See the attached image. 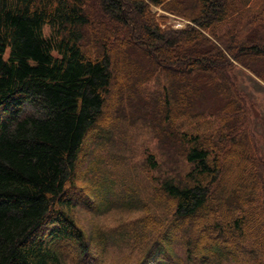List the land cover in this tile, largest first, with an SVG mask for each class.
I'll use <instances>...</instances> for the list:
<instances>
[{
    "label": "trees",
    "instance_id": "trees-1",
    "mask_svg": "<svg viewBox=\"0 0 264 264\" xmlns=\"http://www.w3.org/2000/svg\"><path fill=\"white\" fill-rule=\"evenodd\" d=\"M262 1L0 0V264H65L68 246L86 262L98 260L92 247L104 239L88 236L74 210L85 203L102 211L108 192L95 185L89 198L73 193L116 56L143 70L130 53L152 59L169 79L157 110L187 168L156 189L170 216L144 250L145 264H264V154L250 137L251 114L229 60L264 82L254 66L264 59V8L253 10ZM151 6L193 26L164 32ZM260 26L261 35L241 38ZM204 85L225 101L215 115L187 109ZM182 118L190 133L176 131ZM147 162L155 167L152 156ZM201 220L209 230L196 234Z\"/></svg>",
    "mask_w": 264,
    "mask_h": 264
},
{
    "label": "rangeland",
    "instance_id": "rangeland-1",
    "mask_svg": "<svg viewBox=\"0 0 264 264\" xmlns=\"http://www.w3.org/2000/svg\"><path fill=\"white\" fill-rule=\"evenodd\" d=\"M262 8L264 1L253 10L259 12ZM150 11L154 24L164 32L193 26L190 21L160 7L151 6ZM263 14L264 9V17ZM262 26L247 30L241 38H252L258 31L261 35ZM225 28V25L219 28L223 34ZM44 32L47 34L49 29L45 27ZM203 34L209 36L208 32L203 31ZM128 39L134 44L131 38ZM134 46L139 48L136 44ZM126 58L129 61L128 56ZM129 58L144 71H137V74L133 65L131 67L121 56H116L115 79L104 99L97 129L84 143L77 169L79 178L76 184L79 188L73 193L77 199L89 198L93 194L88 190L95 185L108 192L110 205L102 211H93L85 203H80L74 210V216L86 234L92 237L98 231L104 243L97 251L92 247L94 254L100 252L98 260L92 263L76 257L68 246L69 257L65 264H145L144 250L153 248L159 235L156 234L158 226L170 216L167 203L159 200L156 189L162 180L183 176L187 170L180 149L178 152V147L169 140L166 131L169 124L163 122L164 117L159 115L160 109L157 110L159 96L164 94L163 87L171 86L169 79L158 71L152 59H139L132 53ZM229 60L234 65L238 88L243 96L240 103L246 105L251 114L248 130L254 133L250 137L256 142L257 153L264 154V82L233 59ZM256 64L255 68L264 73V59ZM151 74H155L154 77ZM139 77L142 83L138 82ZM199 90L202 92L190 97L192 100H189L187 109L215 115L224 105V99L211 86H200ZM30 109L26 108L32 112ZM35 113L41 114L39 110ZM174 124L177 132H191L192 123L185 118L176 120ZM151 156L155 159V167L147 162ZM130 202L133 205H128ZM209 227V223L201 220L194 226L195 233L209 230ZM189 238L192 237L189 235ZM174 252L183 255V248L176 247ZM71 257L77 259L74 261Z\"/></svg>",
    "mask_w": 264,
    "mask_h": 264
}]
</instances>
